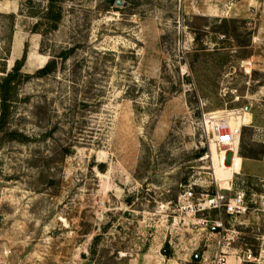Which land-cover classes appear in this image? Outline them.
I'll return each mask as SVG.
<instances>
[{
	"label": "rangeland",
	"instance_id": "374dc122",
	"mask_svg": "<svg viewBox=\"0 0 264 264\" xmlns=\"http://www.w3.org/2000/svg\"><path fill=\"white\" fill-rule=\"evenodd\" d=\"M56 1L52 28L0 0V264H197L222 234L264 264V0ZM208 112L244 113L236 151ZM188 187L248 210L193 215Z\"/></svg>",
	"mask_w": 264,
	"mask_h": 264
},
{
	"label": "built area",
	"instance_id": "2783aa9c",
	"mask_svg": "<svg viewBox=\"0 0 264 264\" xmlns=\"http://www.w3.org/2000/svg\"><path fill=\"white\" fill-rule=\"evenodd\" d=\"M215 114L219 113H202V123L206 126L210 124L214 142L219 148L231 149L235 145V139H238L240 128L237 130V128L231 126L222 115ZM187 208L193 212V215L195 213L208 212L211 210L220 211L221 209L225 214L238 215L244 214L248 210V206L244 199V193L241 190L235 191L233 195L225 201L224 196L218 192L213 195L199 193L197 196H194L190 187L184 189L180 195V209ZM261 210L264 211V199L261 201ZM198 224L203 225L202 227H207L209 224L210 228L217 234L223 231V225L219 219H199ZM229 241V234H222L217 241L215 253L211 257L204 255L200 256L197 264H227Z\"/></svg>",
	"mask_w": 264,
	"mask_h": 264
},
{
	"label": "trees",
	"instance_id": "16d2710c",
	"mask_svg": "<svg viewBox=\"0 0 264 264\" xmlns=\"http://www.w3.org/2000/svg\"><path fill=\"white\" fill-rule=\"evenodd\" d=\"M57 4V1L56 0H48V4H47V7H46V11H45V15L43 16L45 21L48 23V24H51V27L52 28H55L56 27V24L58 23V21L60 20V13H59V10L58 11H55V5ZM57 6V5H56ZM59 8V5L57 6ZM67 57V53H63V58L62 59H65ZM54 59L53 60H50L48 61L42 68L38 69L36 71L37 75H44V74H47L49 72H51L53 70V67H54ZM19 69V65L18 63L16 64V66L13 67L12 69V72H15ZM9 77H6L4 80H3V83L1 84V88L4 89V85H9L12 77H11V73H8ZM7 75V76H8ZM7 92H3V100L5 101L6 100V95ZM202 155V151H199L196 156L199 157Z\"/></svg>",
	"mask_w": 264,
	"mask_h": 264
},
{
	"label": "bare ground",
	"instance_id": "6f19581e",
	"mask_svg": "<svg viewBox=\"0 0 264 264\" xmlns=\"http://www.w3.org/2000/svg\"><path fill=\"white\" fill-rule=\"evenodd\" d=\"M215 113V112H214ZM216 113H221V112H216ZM217 115V114H215ZM233 115V116H232ZM235 118V119H234ZM244 119H245V116H244V113L242 115H240V117L237 115L234 117V114H231L229 113V116H227L226 118V121L233 127L237 128V130L242 126V124H245L244 123ZM236 144H237V140L235 139V145L232 147L231 150L233 151H236ZM236 155V154H234ZM237 156V155H236ZM236 156H234L233 158V165H232V168L235 169L237 168V165H238V160L239 158H237ZM223 166L226 167L223 163ZM223 169V168H222ZM218 171V170H217ZM220 172V171H219ZM224 172V171H223ZM218 173V172H217Z\"/></svg>",
	"mask_w": 264,
	"mask_h": 264
},
{
	"label": "crops",
	"instance_id": "0c3cea01",
	"mask_svg": "<svg viewBox=\"0 0 264 264\" xmlns=\"http://www.w3.org/2000/svg\"><path fill=\"white\" fill-rule=\"evenodd\" d=\"M198 258V257H197ZM228 260H229V256H228Z\"/></svg>",
	"mask_w": 264,
	"mask_h": 264
},
{
	"label": "water",
	"instance_id": "95a60500",
	"mask_svg": "<svg viewBox=\"0 0 264 264\" xmlns=\"http://www.w3.org/2000/svg\"><path fill=\"white\" fill-rule=\"evenodd\" d=\"M118 1H116V3H117Z\"/></svg>",
	"mask_w": 264,
	"mask_h": 264
}]
</instances>
